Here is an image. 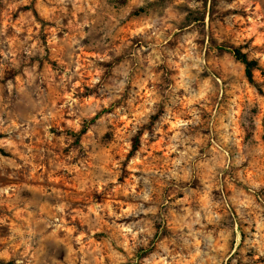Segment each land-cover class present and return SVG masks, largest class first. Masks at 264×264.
Masks as SVG:
<instances>
[{"label": "rangeland", "instance_id": "1", "mask_svg": "<svg viewBox=\"0 0 264 264\" xmlns=\"http://www.w3.org/2000/svg\"><path fill=\"white\" fill-rule=\"evenodd\" d=\"M0 264H264V0H0Z\"/></svg>", "mask_w": 264, "mask_h": 264}, {"label": "trees", "instance_id": "2", "mask_svg": "<svg viewBox=\"0 0 264 264\" xmlns=\"http://www.w3.org/2000/svg\"><path fill=\"white\" fill-rule=\"evenodd\" d=\"M144 12H145L144 8L141 7L136 11L135 15H140V14H143ZM216 49H218L219 51H227L228 53H230L237 62L243 65L244 74L248 82L251 85H254V86L257 85L253 79L252 72L253 70H261V68H260L259 62L256 59H249L247 54L243 53L241 48L239 47L225 46V45L220 44L216 46ZM84 133H85V129H82L79 135H82ZM138 147H139V137L137 136L133 139L129 155L134 154L138 150Z\"/></svg>", "mask_w": 264, "mask_h": 264}]
</instances>
